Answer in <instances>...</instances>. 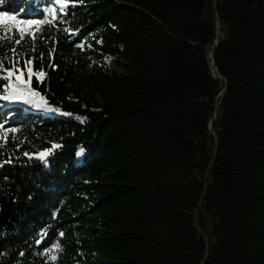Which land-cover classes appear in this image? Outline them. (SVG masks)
I'll list each match as a JSON object with an SVG mask.
<instances>
[{"label":"trees","instance_id":"16d2710c","mask_svg":"<svg viewBox=\"0 0 264 264\" xmlns=\"http://www.w3.org/2000/svg\"><path fill=\"white\" fill-rule=\"evenodd\" d=\"M61 2L0 4V264H264V0Z\"/></svg>","mask_w":264,"mask_h":264},{"label":"snow or ice","instance_id":"6c2138e0","mask_svg":"<svg viewBox=\"0 0 264 264\" xmlns=\"http://www.w3.org/2000/svg\"><path fill=\"white\" fill-rule=\"evenodd\" d=\"M5 0H0V4H3ZM67 0H62L60 4V9L63 10L65 7V3ZM45 12H49L50 10L48 8H45ZM53 13L56 12L55 9L51 10ZM55 19V17H54ZM43 21L40 20H29V21H18V17L15 14H9L7 12H0V25L4 26H11V30L14 33L19 34V38L15 39V43L17 45L21 44L23 39L25 38L26 32L25 27L31 29L33 26L37 24H41ZM32 39H35V34H33ZM102 43V41H101ZM34 50V49H33ZM11 52L13 54V61L12 63L5 67L4 66V60L0 59V99L4 101H24L25 103L31 104L33 100L31 97H35L39 95V93L35 91H24L23 89L28 85V83L32 80L33 77H35L37 80H40L42 82V78L45 75L43 70L37 71L34 66V59L26 57L22 63L21 67H17V64L20 63V61L16 58L17 57V50L15 48L11 49ZM55 67V65H52ZM7 81V82H5ZM43 99V97H41ZM36 107H40V104L37 103ZM11 131H15V129H12ZM5 142L7 138H4ZM59 147L58 145H53L52 149H44L40 151L39 153H28L25 152V156H36L40 161L44 163H48V157L51 154L52 150ZM84 151L83 148L80 149L79 152H77V156H79ZM61 236L64 234L61 232ZM43 239V234L41 236V239H38L36 243H41ZM58 248L59 245H56ZM45 252H48V248H44ZM51 259H55V257H51Z\"/></svg>","mask_w":264,"mask_h":264},{"label":"rangeland","instance_id":"374dc122","mask_svg":"<svg viewBox=\"0 0 264 264\" xmlns=\"http://www.w3.org/2000/svg\"><path fill=\"white\" fill-rule=\"evenodd\" d=\"M58 7L60 8V4L58 5ZM26 29H27V27H26ZM40 109L41 110H43L44 108L43 107H40ZM19 116H18V114H16V113H11V116H10V119H13V118H18Z\"/></svg>","mask_w":264,"mask_h":264},{"label":"water","instance_id":"95a60500","mask_svg":"<svg viewBox=\"0 0 264 264\" xmlns=\"http://www.w3.org/2000/svg\"><path fill=\"white\" fill-rule=\"evenodd\" d=\"M217 27H218V24H217ZM210 57L213 59V53H211ZM212 66H213L214 70H216L214 63H212ZM217 77L220 78L219 75H217ZM210 125H211V123H210Z\"/></svg>","mask_w":264,"mask_h":264}]
</instances>
